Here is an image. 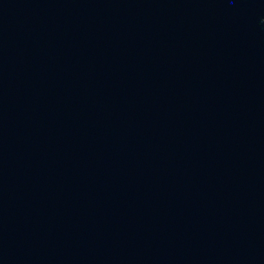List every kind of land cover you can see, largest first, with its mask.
<instances>
[{
	"label": "water",
	"instance_id": "water-1",
	"mask_svg": "<svg viewBox=\"0 0 264 264\" xmlns=\"http://www.w3.org/2000/svg\"><path fill=\"white\" fill-rule=\"evenodd\" d=\"M0 264H264V0H0Z\"/></svg>",
	"mask_w": 264,
	"mask_h": 264
}]
</instances>
